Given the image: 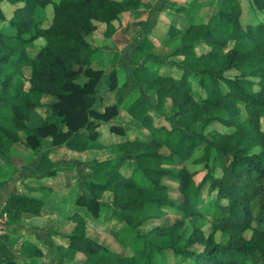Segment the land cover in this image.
Masks as SVG:
<instances>
[{
	"label": "trees",
	"instance_id": "1",
	"mask_svg": "<svg viewBox=\"0 0 264 264\" xmlns=\"http://www.w3.org/2000/svg\"><path fill=\"white\" fill-rule=\"evenodd\" d=\"M7 1L16 5L8 21L15 32L0 29V159L8 157L7 146L21 143L39 151L41 172L54 175L64 168L48 160L47 150H40L45 137L69 149L106 147L98 140L97 128L118 108L115 104L96 108L103 86L118 101L126 99L128 112L149 134L130 136L122 126L110 123L109 131L120 138L108 146L117 152L87 163L91 174L84 178L86 190L75 195L78 206L67 216L71 227L58 231L54 250L41 244L39 236L16 237L12 245L3 233L0 264H264V131L259 119L264 116V21L246 15L239 0H220L206 21L190 19L184 29L171 33L176 38L172 54L183 66L180 76L134 65V90L126 94L123 88L133 85L130 80L120 85L115 68L104 76L103 68L91 64L94 46L89 37L96 20L105 22L109 33L111 21L131 3ZM252 2L264 8V0ZM49 3L51 22L39 27L34 12ZM5 19L0 7V20ZM38 36L45 44L32 46ZM200 46L204 49L198 50ZM24 66L30 67L27 73ZM190 76L196 77L200 90L193 89ZM139 83L154 92L151 104L140 93ZM44 97L51 99L50 112L32 124L30 112L44 104ZM240 102L246 112L243 119ZM218 125L233 129L223 131ZM19 132H24V139ZM192 156L199 167L189 169L184 162ZM2 168L0 164V183L11 178ZM198 171L203 174L197 180ZM105 192L110 194L111 218L141 242L129 256L86 234V217L79 208L85 206L97 216ZM43 205L39 196L12 192L0 214L13 222L24 214H39ZM170 214L171 222H156ZM186 221L191 227L188 234ZM205 222L210 223L208 232L202 228ZM217 231L227 235L226 240H216ZM179 256L192 263L170 259Z\"/></svg>",
	"mask_w": 264,
	"mask_h": 264
},
{
	"label": "rangeland",
	"instance_id": "2",
	"mask_svg": "<svg viewBox=\"0 0 264 264\" xmlns=\"http://www.w3.org/2000/svg\"><path fill=\"white\" fill-rule=\"evenodd\" d=\"M58 0H52L56 2ZM131 3V9H136L131 15L125 17L122 15L119 21L121 22L118 31L112 35L113 41L109 44L99 41V35H94V42L99 46L97 50L91 55V64L97 67H101L104 70V76H106L113 68L116 70L118 84H122L127 79L130 80L133 85L125 86L123 91L130 93L134 90L135 80L132 75V68L134 65H144L146 68L154 72L155 74L172 75L179 77L183 72V66L179 63L177 55L172 54V50L175 47L176 38L171 34L177 30V28L184 29L189 23L190 19L196 23L204 22L213 14L218 8L220 0H125ZM243 6V11L250 18L255 20L264 21V8H257L253 0H239ZM52 3L45 5L44 7H37L33 21L39 27H46L52 18ZM16 5L9 3L7 0L0 1V7L3 10L6 19L0 20V29L5 33H13L15 29L9 25V19L13 16V9ZM177 6H186V12L179 9ZM178 11V12H177ZM121 14V13H120ZM124 14V13H123ZM120 16V15H119ZM140 17L134 21L133 26L128 25L127 22H131L132 19ZM247 17V18H249ZM131 24V23H130ZM35 25V26H36ZM35 26H32L31 32H35ZM96 31V30H95ZM96 33V32H94ZM28 35V34H27ZM91 39V37H89ZM90 41V40H89ZM46 40L42 36H38L30 43L32 46H42ZM143 42V46H137L138 43ZM30 49V48H29ZM204 49L200 46L198 50ZM33 55V51L30 52ZM28 66H24L23 70L27 73L29 71ZM228 74H234V71H227ZM193 83V89L200 90L197 85L195 76H190ZM140 93L148 103H152L155 100V95L152 90L145 87L144 84L139 83ZM102 97L97 100L96 108L103 110L108 104H115L118 108V112L107 122H101L97 130L99 131L98 140L101 143L109 144L112 141H116L120 138L119 135L109 131V124L114 123L123 127L125 133L130 136L148 135L149 131L141 125V123L133 118L126 108V99L118 101L114 96V92L103 86ZM120 96V95H119ZM125 97V95L123 96ZM44 104L41 107L34 108L30 112V123H39L46 116H48L50 109L48 102L51 101L50 97L43 98ZM241 109V118L246 117V112L243 108L242 102L239 103ZM57 120L58 117H55ZM261 129L264 131V116L260 117ZM166 122L164 119H162ZM223 131H229L233 127H224L218 125ZM22 139L25 138L24 132H19ZM40 150L48 151V160L55 161L56 166L59 164L69 165L68 169L61 172V175L57 174L51 177L48 175H36L39 174L37 168V159L39 157V151L26 147L21 143L9 145L6 151L9 153L8 157L11 161L6 160V157L0 159L2 165V171L4 175H15L17 172L20 174V179L23 177L26 182H18V186L21 187L24 183L26 191L25 193L39 196L46 202V208L44 214L31 221L26 220L27 217L22 216L13 222H5V228L2 233H7L12 239L22 233L30 235L34 233H40L42 242H48L50 247L54 246L53 238L49 235L51 230L57 227L58 231H67L71 227V224L67 222V216L72 214L77 208L75 201V195L81 190L85 191L84 178L89 176L90 170L87 167L88 162L93 160H99L107 157L114 156L117 152L116 147H103L102 149L88 148H68L64 145H56L52 143L49 137H45L42 141ZM163 151L167 152L166 148ZM192 156L184 163L189 169L199 167L196 163H193ZM86 164V165H85ZM11 165V166H10ZM124 165L123 169H125ZM71 168V170H70ZM74 168V169H73ZM75 170V174L72 173ZM125 171V170H124ZM203 171H198L195 174V178L198 180L201 178ZM40 178V179H39ZM51 185L48 188L46 185ZM35 188V191L34 187ZM40 185V186H39ZM42 186V187H41ZM38 190V191H37ZM34 191V192H33ZM178 193L174 194V197H179ZM110 194L108 192L101 195V199L105 201L104 205L99 207L98 215L92 216L89 214V210L83 206L79 208V213L86 217L87 228L86 234L100 242L108 249L112 251H119L125 255H131L135 249L141 246L140 240L134 238V233L122 223L115 221L110 216V208L107 202L109 201ZM206 201V193L203 196ZM44 206V205H43ZM2 215V214H0ZM173 215H167L157 220L156 222L165 223L171 222ZM187 222L186 234L191 231L190 223ZM60 223V224H59ZM254 223V222H253ZM210 223L205 222L202 225L204 231H210ZM110 228H112V231ZM117 231V232H116ZM251 228L247 229L245 234L249 235ZM36 235V234H35ZM34 236V235H33ZM228 236L221 234L219 231L215 233V238L218 241L226 240ZM52 244V246H51ZM195 248H200V244H195ZM54 250V249H53ZM170 259L173 261H185L189 258L179 256L177 258ZM190 261V260H188ZM171 262V261H170ZM192 263V260L190 261Z\"/></svg>",
	"mask_w": 264,
	"mask_h": 264
},
{
	"label": "crops",
	"instance_id": "3",
	"mask_svg": "<svg viewBox=\"0 0 264 264\" xmlns=\"http://www.w3.org/2000/svg\"><path fill=\"white\" fill-rule=\"evenodd\" d=\"M135 12V11H137L136 9H131V10H129V9H127V10H125V11H123L121 14H119L120 16H118L116 19H113L112 21H111V26H112V30L109 32V33H106V29H107V24L105 23V22H102V21H98V20H96L95 21V24H96V31L94 30V32H96V33H92L91 35H90V37H91V39H89L90 40V42H91V44H92V46H94V51H93V53L92 54H94L97 50H100V48L99 49H96V47L97 46H99V42H97V44H95V42H94V39H95V36H93V34L94 35H99L100 37H99V41L100 42H104L105 44H109L110 42H112L113 40V36L112 35H114L117 31H118V29H119V26H120V24H121V22L119 21V19L121 18V20L123 19L122 18V15H125L126 14V16L125 17H128L129 15H131L132 14V12ZM124 13V14H123ZM138 19H141L140 17H136V18H134V19H132L131 20V22H127V24L128 25H131V27L133 26V22L134 21H136V20H138ZM131 23V24H130ZM122 25V24H121ZM95 67H97L96 65H94ZM108 146V145H107ZM106 146V147H107ZM102 149V148H101ZM2 159V158H1ZM6 160H8V161H11L10 159H9V157H6ZM87 164V163H86ZM85 164V165H86ZM11 166V165H10ZM65 166V164H59V167L60 168H64V169H60V170H58L57 171V173H55L54 174V176L57 174L58 176H60L61 175V172H65L68 168L67 167H69V165L68 166H66V167H64ZM66 169V170H65ZM74 169V168H73ZM72 169V170H73ZM39 170V169H38ZM70 170H71V168H70ZM67 172V171H66ZM72 173H74L75 174V170H73L72 171ZM44 173L43 172H41L40 170H39V174L38 173H36V175L39 177V175H43ZM45 176H46V174H44ZM52 175H48V177H51ZM0 179H2V177L0 176ZM40 179V178H39ZM20 181H24V182H26V181H30V179H24L23 177L20 179V174H19V172H17L14 176L13 175H11V178H9L6 182H4V183H0V209H1V207H2V205H3V203H4V201H5V199H6V197L10 194V193H12V192H26V191H24L25 190V187H24V183L22 184V186L21 187H19L18 186V182H20ZM40 186V185H39ZM48 188H51L52 186L51 185H46ZM42 187V186H41ZM35 188H37V185H36V187H34V188H32V189H34V191H35ZM33 191V192H34ZM38 191V190H37ZM46 206V202H44V206H43V208L41 209V212L39 213V214H36V215H31V214H24L23 216H25V217H27L26 218V220H28V221H31L32 219H35V218H38V217H40V216H42V215H46V214H44V210H45V207ZM7 219V218H6ZM60 224V223H59ZM57 233H58V230H57V227L55 228V229H53V230H51V232H50V236L53 238V240H54V242L56 241L57 242ZM3 234V233H2ZM1 234V235H2ZM36 234V235H35ZM33 235L34 236H39V238H40V240H41V244H44V245H48V244H50V243H48V242H42V238H41V234L40 233H34V234H30V235H27V234H24V233H22V234H20V235H18V236H15L14 237V239H12L11 237H9V241L11 242V244L12 245H14L13 243H14V240H15V238L16 237H33ZM56 242H55V244H56ZM40 243V242H39ZM49 246V245H48ZM51 246H52V244H51ZM16 250L18 249V245H15V247H14ZM52 249H54V246H52L51 247ZM46 250V249H45ZM44 257H46V255L44 254Z\"/></svg>",
	"mask_w": 264,
	"mask_h": 264
},
{
	"label": "built area",
	"instance_id": "4",
	"mask_svg": "<svg viewBox=\"0 0 264 264\" xmlns=\"http://www.w3.org/2000/svg\"><path fill=\"white\" fill-rule=\"evenodd\" d=\"M5 222H6L5 214L0 215V235L2 234V231L5 228Z\"/></svg>",
	"mask_w": 264,
	"mask_h": 264
}]
</instances>
